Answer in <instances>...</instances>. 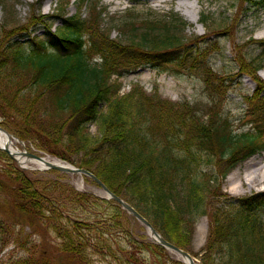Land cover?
Returning <instances> with one entry per match:
<instances>
[{"label": "trees", "instance_id": "obj_1", "mask_svg": "<svg viewBox=\"0 0 264 264\" xmlns=\"http://www.w3.org/2000/svg\"><path fill=\"white\" fill-rule=\"evenodd\" d=\"M20 1L0 0V9ZM251 3L264 7V0ZM78 4H89L85 18L79 12L65 15L64 0L57 16L39 14L26 26L17 23L9 30L11 19L0 18V126L94 174L186 252L197 220L207 216L199 264H264V192L231 197L220 190L232 167L264 151V82L256 76L264 53L236 65L235 78L249 77L255 84L245 100L254 126L234 134L216 112L199 115L198 107L148 97L136 88L119 98V86L110 81L142 65L163 66L197 71L205 87L219 90L230 76L213 72L206 61L216 50L208 37L187 36V22L174 13L170 20L149 17L139 23L128 15L105 29L100 0ZM33 5L41 9V1ZM58 17L61 25L54 26ZM199 20L208 30L203 14ZM36 27L44 28L43 36L28 43L13 39L30 37ZM114 29L124 38H111ZM90 123L98 125L100 137H89ZM61 176L66 175L55 170L27 173L0 150V232L6 245L18 244L10 224L28 227L43 243L55 240L54 257L36 251L11 264H94L96 255L111 256L117 264H145V256L154 264H183L170 261L163 247L137 241L127 226L134 219L120 205L60 184ZM116 227L123 230L124 247L112 239Z\"/></svg>", "mask_w": 264, "mask_h": 264}, {"label": "rangeland", "instance_id": "obj_2", "mask_svg": "<svg viewBox=\"0 0 264 264\" xmlns=\"http://www.w3.org/2000/svg\"><path fill=\"white\" fill-rule=\"evenodd\" d=\"M37 1H41L40 10H34L33 4ZM64 1H67L65 15L71 16L79 12L83 18L87 16L89 4L82 6L78 4V0ZM251 1L255 0H100L101 8H105L107 14L106 16L103 15L100 20L102 27L105 29L112 25L111 21L113 19L118 22L119 19H125L128 15L136 18L137 23L149 17L157 20H170L172 13L182 17L188 24V27L185 29L187 36L208 37L210 44H213L212 47L216 48L215 52L206 58L213 72L221 73L225 78L230 76L227 77L230 78L227 85L224 87L218 86L220 89L213 91L212 86L205 87L201 79H199L197 71L181 70L172 72L170 69L169 71H163V66L158 70L152 66L142 65L130 70V72L120 78L111 76V83L116 81V85L119 86L116 94L117 97L121 98L136 88L140 94L143 93L148 97H158L173 104L187 103L193 106V108L198 107L199 111H197L199 115H205L209 110L216 112L221 115L222 120L227 121L234 134H240V131L251 129L254 124L251 121L252 117L247 113L249 108L245 100L246 97H249L253 93L255 84L249 77L235 78V68L239 63L238 60L247 61L254 58L258 60L261 57V53H264V51L260 52V49H258L259 45L264 47V7L252 5ZM60 2L61 0H21L20 2L10 4V6L7 5L8 8H12L11 11L8 8L1 7L0 18L7 17L11 19V24L7 27L9 30L17 23L19 27L26 26L29 25L32 17L35 18L39 14L57 16V8ZM180 2H189V4L193 5L192 7L195 10L194 15L198 20L197 23L188 21L187 17L182 14V11L178 10ZM202 14L208 20V30H205L200 25L199 18ZM53 21L54 26L61 25L59 17ZM34 30L36 31L30 37L22 33L21 35L14 36L13 39L21 43H28V38L33 36L38 38L45 33L44 28L36 27ZM110 35L114 39L124 38L116 29L111 30ZM165 68L168 69L169 67L165 66ZM260 73L264 74V63L263 67L256 74L264 82ZM211 100L214 101L212 102ZM87 129L90 138L100 137V131L96 123H90ZM24 145L25 147H22L18 142L16 144L20 151H28L45 157L47 160L62 161L69 164L53 155H48L35 149L34 145L30 143H24ZM14 162L19 167H24L23 170L27 173L46 172L40 170L32 161L26 162L25 165H20L16 161ZM69 165L74 166L73 164ZM65 175L58 179L60 184L69 185L77 192H88L103 197L100 188L90 181H86L84 176ZM43 176L49 180L56 178L53 175L43 174ZM43 176L40 177L43 178ZM263 178L264 151L255 153L250 158L232 167L222 181L220 190L222 189L223 193L231 197L250 196L253 193L264 192ZM2 197V194H0V199ZM101 213L102 211H98V215ZM196 223L188 253L199 264V259L202 255L200 254L201 250L206 244L209 222L207 216H201ZM127 226L131 231V235L137 241H152L146 228L138 221L131 219ZM9 228L15 236H19L16 240L18 244L11 242L13 239L11 237L9 239L11 244L6 245V239H4L3 234L0 232V236L3 238V241H0V264H11L14 261H21L23 258H27L30 253H35L36 255V251L45 253L48 256H55L56 251L53 248L55 240H52V238L43 243L28 227L10 224ZM115 229L116 231L112 233V239H116V245L119 242V245L124 247L123 230L121 234L117 227ZM113 248L117 249L115 245ZM168 256L170 261H180L177 255L168 253ZM92 259L94 260V264H117V261L111 256L103 258L96 255ZM141 259L145 260V264H154L148 256L141 257ZM122 260H124V257ZM167 264H170V262H167Z\"/></svg>", "mask_w": 264, "mask_h": 264}, {"label": "water", "instance_id": "obj_3", "mask_svg": "<svg viewBox=\"0 0 264 264\" xmlns=\"http://www.w3.org/2000/svg\"><path fill=\"white\" fill-rule=\"evenodd\" d=\"M0 133L3 135H7L8 137H12L15 140H17V142L22 146L25 147L24 142L19 140L17 137L15 138L13 135H10L6 130H4L1 126H0ZM0 150L3 151L5 154H7L12 160L18 162V159L15 158V156L13 155V153H11L9 151L8 147H2L0 146ZM19 156L23 157L25 160L28 161H40L43 163L42 168H39L40 170H55L57 172H62V173H66V174H73V175H77V176H86L88 179H90L92 182H94L96 185H98V187L101 190V194L103 195V198H106L107 200H113L114 202H116L118 205H120L122 207V209L127 212L130 216H132V218H134L136 221H138L141 225H143L146 230L148 235H150V238L152 239V241L157 245V246H161L164 249H166L167 251H169L170 253H174L175 255H177L183 264H196L194 261V258L189 255L186 251H184L183 249L178 248L177 246L168 243L163 237L162 235H160L153 227L152 225L149 224V222H147L142 215H140L138 212H136L134 210V208L130 205L125 203L121 198H119L116 194H112L110 192V190L106 187L105 184H102V182L94 175L91 174L89 171H87L84 168H76L72 165H68L65 164L62 161H54V160H47L45 157L39 156V155H35L33 153L30 152H26V151H18ZM19 163V162H18ZM21 167V166H20ZM24 169V167H21Z\"/></svg>", "mask_w": 264, "mask_h": 264}, {"label": "bare ground", "instance_id": "obj_4", "mask_svg": "<svg viewBox=\"0 0 264 264\" xmlns=\"http://www.w3.org/2000/svg\"><path fill=\"white\" fill-rule=\"evenodd\" d=\"M192 6L193 5L189 4V2H180L179 6H178V10L182 11V14H184L187 17L188 21H190L191 23L192 22L197 23L198 20L194 15L195 10ZM260 76L264 79L263 73H260ZM16 144H17V140H15L12 137H8L7 135H3L0 133V146L8 147L9 151L11 153H13V155L15 156L16 159H18L19 164L25 165L27 160H25L23 157L19 156L18 151H20V150L18 149ZM32 163H34L38 168L44 167L43 163L40 161H32ZM263 180H264V178L262 179V181Z\"/></svg>", "mask_w": 264, "mask_h": 264}]
</instances>
